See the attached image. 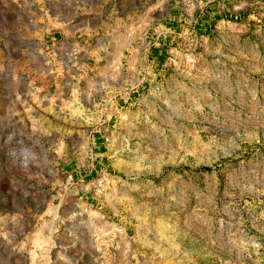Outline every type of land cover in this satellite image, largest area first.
I'll return each mask as SVG.
<instances>
[{
	"label": "rangeland",
	"instance_id": "rangeland-1",
	"mask_svg": "<svg viewBox=\"0 0 264 264\" xmlns=\"http://www.w3.org/2000/svg\"><path fill=\"white\" fill-rule=\"evenodd\" d=\"M0 264H264V0H0Z\"/></svg>",
	"mask_w": 264,
	"mask_h": 264
}]
</instances>
